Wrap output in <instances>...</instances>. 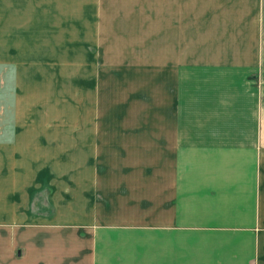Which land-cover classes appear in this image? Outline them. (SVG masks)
<instances>
[{
	"label": "crops",
	"instance_id": "crops-1",
	"mask_svg": "<svg viewBox=\"0 0 264 264\" xmlns=\"http://www.w3.org/2000/svg\"><path fill=\"white\" fill-rule=\"evenodd\" d=\"M28 1L0 0V64L43 39ZM147 12L153 75L211 80L149 128L147 197L123 181L137 176L123 155L109 171L104 133L21 115L0 141V264H264V0H147Z\"/></svg>",
	"mask_w": 264,
	"mask_h": 264
},
{
	"label": "rangeland",
	"instance_id": "rangeland-1",
	"mask_svg": "<svg viewBox=\"0 0 264 264\" xmlns=\"http://www.w3.org/2000/svg\"><path fill=\"white\" fill-rule=\"evenodd\" d=\"M28 6L39 16L43 42L29 41L21 65L0 64V141H14L21 115L48 122L56 133L89 134L96 128L106 135L109 171L122 159L126 169L134 166L136 178L125 173L123 181L132 180L137 196L147 197L142 183L149 128H157L167 111L174 113L173 101L187 102L210 78L153 75L162 61L148 51L147 0H29ZM51 28L52 37L46 34ZM81 68L85 76H78ZM252 80L260 85L261 78ZM20 258L14 249L13 260Z\"/></svg>",
	"mask_w": 264,
	"mask_h": 264
}]
</instances>
